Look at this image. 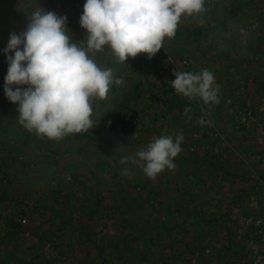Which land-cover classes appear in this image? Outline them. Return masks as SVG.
I'll return each instance as SVG.
<instances>
[{"label":"rangeland","instance_id":"374dc122","mask_svg":"<svg viewBox=\"0 0 264 264\" xmlns=\"http://www.w3.org/2000/svg\"><path fill=\"white\" fill-rule=\"evenodd\" d=\"M59 1L66 2L67 0ZM250 1L252 8L251 15L245 21L242 20V27L240 26V32H242L247 40L260 37L264 33V0ZM73 2L78 4V0H73ZM68 3L75 6L72 2ZM14 5L18 11L31 7V4L25 0H15ZM253 23L259 24V31L256 33L247 31V27ZM4 30L5 27L0 25V32ZM75 34H77V31ZM78 38L79 42H77ZM78 38H74L73 41L80 44V46H85L80 39L83 37L78 36ZM111 56L112 52L111 55H107V59L101 60V62L103 61L102 64H105L106 61L109 62L112 58ZM137 63L135 64L137 70L141 71V69L146 68V64L143 61H138ZM109 66L110 64H107V67L111 68L112 73H114L115 69L118 72L126 64L120 62L116 66ZM121 71L117 73L118 78L124 81V84L120 85L121 89L116 90L115 88L118 85L114 84L116 86L113 89L110 88L107 99L101 100L99 104L97 102L98 99H95L92 103L93 119L96 125L90 130H94L95 133L101 130L99 126L102 119L100 110L105 106L104 109H107L109 113H113L118 106L116 104L117 100L126 101L130 94L128 93L130 92L128 90L130 82L136 80V82L138 81L137 83L140 82V85L146 84V82L150 85L146 87L145 92H141L140 98L138 97L140 101L139 106L132 108V111L127 109L125 112L126 114L132 113L134 115L133 124L136 123V126L132 127L133 125H131L133 130H130L129 133L132 139L128 144L125 142V145H129L130 148L119 151L117 156L113 155L109 161H105L110 167L106 166L103 169L99 167L104 162L101 161L99 163L100 158H103L101 160H105L104 158L106 157L100 156L98 153L96 154V151L99 150L97 146L98 142L94 139L89 140L90 138H86V141L81 143L79 134L66 136L59 141L41 137V141L38 143L40 145L39 149L34 144H29L31 147L30 151L27 150V154L30 157L27 158L24 156L25 154L21 155L19 153V156L11 154V161H8V170L1 172L3 178L0 181V187L5 188L8 186L10 191H12V201H6V203L0 205V220L4 218L0 221V264H27L29 260H32L31 264H163V258L171 254L168 244L163 241H161L160 245L155 244L156 246L150 243L153 238V233L151 232L148 236V238L150 237L148 243L144 240L147 236L142 238L139 235L141 231L152 227V223L149 220H145L159 217L163 209L168 208L166 199L171 198V200L183 202L182 204L184 206L187 205L186 207H192L189 201L187 203L184 202L186 198L184 201H180L179 199L183 198L181 197V194H183L181 191L184 189L183 186L188 187L185 184L186 181H189L190 184V180L198 177L201 180L204 179L205 184L203 183L204 186L201 187L200 191L198 190L199 195L195 200L196 204L194 206L199 208L202 213L214 210L224 212L225 210L224 203L215 204L213 202L214 199L205 202L206 198H214V196L222 198L228 192L232 194H238L240 193L239 191L242 192V184L237 186H230L228 183L223 184V181L220 183L219 175L214 176L213 173L206 170L200 171V166H206L209 162L216 163L213 157H221V144L224 143L223 139H225L223 126L225 125V130L228 131L233 127L232 123L224 122L223 124L222 121H211L209 119L211 113H205V109H208L205 108L206 105H201L198 102L194 104L191 100L187 104L186 100V104L182 105V111L180 108L172 107V110L175 109L173 115L179 117L178 124L180 125L176 126L173 115L165 112L168 110L171 100L184 101L187 98L165 95L166 91L171 90L172 87L169 83L171 80L167 74V68L157 78L144 76L140 73L130 75L126 69ZM5 72L2 77H5ZM1 94L2 90H0V96ZM1 101L4 105L2 109L0 108V116L3 115L8 119L14 118L12 115L18 114L16 110L17 105L10 103L6 99H1ZM103 101L104 103H102ZM260 104L262 105L260 106L262 109L258 106L240 107L237 105L233 108H227V111L235 121L234 124L237 127L242 130L245 128L253 130L260 125L259 114L264 113V101ZM186 108L190 109L187 114H185ZM244 108L252 110L257 121L248 126H239L236 118L238 113ZM190 116L196 118L197 123L183 122ZM200 118L210 121L211 124L205 123L201 125L198 123ZM114 120H111V122ZM117 120L115 124L109 121L107 126L119 129V125H122L126 118L123 117ZM12 126L14 129H18V125ZM202 126H205L207 131L203 130ZM26 132L28 131L25 129ZM118 132H123V130L120 128ZM146 133L149 136V141L146 140ZM180 133L184 137L181 143L182 151L174 158V162H178L179 160V162L183 163L180 169H178V166L173 168L174 171L165 169L153 180L146 177L139 164L133 165L129 163L121 165L120 160L122 157L134 156L138 150L146 149L154 137L171 135L175 138ZM199 133H203V136L207 134L206 139L209 144L207 145L206 143L203 146L205 150L200 149V145L195 143V140L200 139ZM120 137L124 139L123 135H120ZM210 143L213 144L215 149L208 154L207 148H210ZM9 144L10 141H6L7 147L4 148L5 150L10 149L9 146L11 145ZM88 149L92 151L91 155H86ZM52 151H55V153L53 154ZM128 151H133L134 153L128 154ZM228 161L229 159L226 158L225 162ZM25 164H27L28 168H34L33 171L26 172L24 170ZM196 167L199 168L197 173H191L190 170L192 168L196 170ZM125 169L129 171V175L123 174ZM172 172H174L173 175H170ZM27 174H29L30 179L27 177ZM178 176H182L181 180L178 179L180 182H172L171 179ZM20 193L27 196L24 202L19 200ZM125 198H128V201ZM141 199L143 200L142 202L139 201ZM125 201L128 203H125ZM40 205H43L45 208H41ZM141 209H144V212ZM157 212L158 216L155 215ZM142 213H146L147 215ZM262 213L258 217L264 220V212ZM204 214L202 215L203 218L206 215ZM246 217L252 216L247 215ZM10 219L19 223L21 228L39 229V232H43V236L36 239L34 235L24 238L20 235L12 236L4 234L5 224L6 228H8V221ZM235 221L238 222V228L235 230L238 239L241 240V237L245 233L248 234V232L258 239L249 243L246 241L248 243L246 246L248 255L246 254L241 259L242 262L247 261L253 264L254 259L262 254L264 238L258 234L257 229L254 227L249 229L243 221L240 222L239 219ZM199 223L200 227L201 224L203 226L202 222L199 221ZM186 224L189 227L188 231H192V227L187 222ZM78 225L82 228L76 227ZM226 229H220L215 234H210L211 237L208 245H213V247L218 248L222 252H224V248H228V244L231 247V243L234 242L233 235ZM124 238H130L131 241L123 242ZM181 238L184 247L180 249L181 253L178 256H181L182 260L186 261L192 258V248L186 245L189 242L190 244L193 243H191V238L188 236ZM116 241L119 242L116 243ZM24 242L25 246L23 245ZM27 243H32L33 248L30 252L24 248ZM18 244L20 245L18 246ZM15 245L16 247L14 248ZM175 245L177 244L175 243ZM30 255L33 257L28 259ZM224 255L222 260L216 259V255H213L212 262L220 261L221 264H235L234 258H232L229 251H226ZM204 256L203 258H209L210 253ZM24 259L27 260L24 261ZM216 262L213 263L215 264Z\"/></svg>","mask_w":264,"mask_h":264},{"label":"crops","instance_id":"0c3cea01","mask_svg":"<svg viewBox=\"0 0 264 264\" xmlns=\"http://www.w3.org/2000/svg\"><path fill=\"white\" fill-rule=\"evenodd\" d=\"M81 1L82 4L85 3L84 0ZM205 8L206 11L198 17L182 18L181 22L178 25L176 35L171 39L165 38L163 48H161L151 59H148L146 54H138L134 58L130 57L126 59L124 62L126 66L121 67V70L126 69L128 71V74L130 75L140 73L144 76L157 78V76L163 73V70L165 68H168L172 64H178L182 58L188 56L193 61V66L191 68L192 73H198L202 70V68L203 70L207 69L213 73L215 78V86H218L219 89V103L214 105H206L205 108L208 109H205V113H211L210 118L207 115L206 116L211 121H222L223 124L224 122L229 124L232 123L233 127L230 128L229 125L230 129L227 131L225 130L226 126H223V134L225 135V139H223L224 143L221 144V157H213L216 160V163L209 162L206 166H200V171L206 170L213 173L214 176L219 175L220 183L223 181V184L228 183V185L230 186H237L242 184V192L239 191L240 193L238 194H232L228 192L222 198L220 196H214V198H206L205 202L207 200L210 201L211 199H214L213 202L215 204L224 203L225 210L224 212H218L216 210L211 212H203L206 214H204V219H206L208 222L206 225L208 227H205V230L206 233H209L210 238L213 233L215 234L217 231H220V229L224 230L225 228H227L226 230L233 235L234 242L231 243V247L230 244H228V248L223 249L224 252H222V258H224V254H226V251H229V253L232 255V258H234L233 260L235 261V264H250V262L247 261L242 262L241 259L244 258L246 254L248 255V249L246 247L248 243L250 241L254 242V240L257 241L258 239L256 236L253 237L252 234H249V232L248 234L245 233L244 236L241 237V240L238 239V235L235 231L238 228V222H236L235 220L239 219L240 222H242L241 218H245L247 215L258 217L259 214H263L262 212H264V113L262 112V114H259V127L254 128L255 130H252L250 128H245L242 130L234 124L235 121L231 118V115L227 111V108H233L237 105H239L240 107L262 106L260 103L264 101V33L260 37L253 38L252 40H247L242 32H240V26L242 27V22L245 21L246 18H249V16L251 15L252 8L250 0H205ZM71 35L74 36L73 38L77 39L79 36V31H77V34H75V31L73 32L72 30ZM80 39L85 45V41L87 39V37L85 36V30L83 31V38ZM77 42H79V38L77 39ZM108 54L111 55V52L107 48H105V51L95 54V61H99L98 65L100 67L108 68L107 64H110L109 67H112V65L116 66L118 63H120L118 58L112 54L111 60L109 62L106 61L105 64H102L103 61L101 62V60L107 59ZM138 61H143L144 64H146V68L141 69V71L137 70L135 64H138ZM121 70H118V72H122ZM118 72L115 69V72L113 73L114 81L118 78ZM137 82L136 80L130 82V85L128 86V90L130 91L128 93L130 94L128 95L127 100H117L116 104L118 106L117 109L113 111V113H109L107 109H104L105 106L102 110H100L102 119L101 125H99L101 128L99 132L95 133L94 130L92 131L89 129L87 133L79 134L81 143L85 142L86 138H90L89 140L94 139L98 142L97 146L99 150L96 151V154L98 153L100 154V156L106 157L104 158L105 160H101L103 158H100L99 160V163H101V161H104L99 165L101 169L108 166L105 161H109L113 155L117 156L119 151H124L127 148H130L129 145H125V142L128 144V142L132 139L129 131L133 130L132 127H135L136 123L133 124L134 115L132 113L126 114L125 112L127 111V109H130L132 111V108L139 106L140 101L138 97L142 95L141 92H145L146 87L150 85L147 82L146 84L141 85L140 82ZM114 84L115 82H113V84L110 86L111 89L116 86ZM117 88L115 89L119 90L120 85H118ZM186 100L187 104H189L188 101L190 100L188 98L184 101H180L181 109L182 105L186 104ZM100 101V99L97 100L98 104ZM191 102L194 104H196L197 102L201 105L203 104L202 101H200L198 98L192 99ZM102 103H104V101ZM260 109H262V107H260ZM171 111L173 112L175 111V109L172 110V107L168 106V110L165 113L168 112L169 115H173L175 112L172 113ZM118 117L126 118L125 121L123 120V124L119 125V129L112 128V126H107L108 122H111V120L114 119L115 120L111 123L115 124V121H118L117 119H120ZM192 117L193 116H190V118L188 117V119H186L187 121L185 120L183 122H190L191 124L197 123L196 118ZM4 118L6 120L0 119V123H2V126H5L6 121L14 120V118H9V120H7V117ZM156 118L158 119V117ZM178 118L179 117H175V115H173V120L175 121L176 126L180 125L178 124ZM131 125L133 126L131 127ZM194 125L196 126V124ZM21 126L22 125L18 124V129H14L13 126L10 125L8 136L7 131L3 133L5 136V138L3 139L4 141H0V163H2L0 164V181L3 178V174L1 175V172H3L4 170H8V161H11V154H16L11 153V146H9V150L4 149L7 147L6 141H9V136L11 134L12 136H14L15 134V138H17L18 135L23 134V139L19 147V153L21 155L25 154L24 156H26V158L30 157L29 154H27V150L30 151L31 147L29 144L32 143L36 147L41 141V136L36 135L34 132L30 133L29 131L25 133V129H23L22 131ZM120 128L121 130H123V132H118L120 131ZM203 130L207 131V128L204 126ZM27 133L29 134L26 135ZM199 134L200 139L195 140V143L197 145H200V149H203V146H205L206 143L207 145L209 144L207 142L208 140L206 139L207 134H205V136H203V133ZM120 135H123L124 139H121ZM69 136L70 135H68L67 137ZM145 136L146 140H148L149 136L147 133L145 134ZM212 147L214 146L212 143H210V148H207L208 154H210L211 151L215 149V147ZM52 152L53 154L55 153V151ZM91 152L92 151L88 149L86 155H91ZM133 153V151H128V154ZM15 156H17V154ZM226 158L229 159L228 162H225ZM173 163L175 166H178V169L183 166V163L179 162V160L178 162H174L173 160ZM193 168L190 170V172L197 173V170L199 168L196 167V170ZM33 169L28 168L27 164L24 165V170L26 172H32ZM171 170L174 171L173 169ZM173 173L174 172H172L170 175H173ZM27 177L30 179L29 174H27ZM181 178L182 176H178L177 178L171 180L172 182H178L179 180H181ZM190 181L191 185L189 184V181H186L185 184L188 185V187L183 186L184 189L183 191H181L183 193L181 194V197L183 198H180L179 200L184 201V199L186 198L184 202L187 203V201H189L192 204L191 208L197 210L200 213V215L196 214V216H193V218L197 220L200 217L203 218V213L201 210H199V208L194 206L196 204L195 200L199 195L198 190L200 191L201 187L204 186L205 181L204 179L201 180L199 177L196 179L193 178ZM11 198L12 191H10V188H8V186H6L5 188L0 187V205L6 203V201H10ZM26 198L27 196L25 194L20 193L19 200H22L24 202ZM166 200V204L168 203V208H164L161 213L166 218H168L169 220L182 218V220L184 221L186 217H189L188 212L182 211L180 209V206L187 208V205L184 206L182 204L183 202H179L173 199L171 200V198H168ZM38 203L40 204V202ZM177 203H179L178 206ZM40 207L45 208L43 205H40ZM188 208L190 207L188 206ZM156 214H158V212ZM179 222L181 223V221ZM181 225L182 230L177 231L178 235L182 234V232H184L186 229L188 230L189 228L186 222H184V225ZM189 225L191 226V224ZM202 228L203 226L201 224V229ZM248 228L251 229L253 228V226H248ZM191 229H193V227ZM39 231V229L20 228V231L16 233L13 232L9 225L8 228H6L5 224L4 234H9L12 236L20 235L24 238L26 236L29 237L30 235H34L36 239H38L40 238V236H43V232ZM246 241H248V243H246ZM175 243L178 246L175 245ZM167 244L171 254H169L168 257L163 258V260L172 257L171 260L168 261L169 264H182L189 261H184L182 260L181 256H178L180 249L184 247V243L182 244V238H178L177 240H173L171 244ZM19 245L20 244H18V246ZM23 245L25 246V242L23 243ZM186 246L191 248L189 245ZM15 247L16 245L14 246V248ZM206 247L207 248L205 251L210 252V257L203 258L202 255L201 258H198L195 262L191 260L193 264H214L213 262L216 261L212 262L213 255H216V259L222 260V258H218V254L221 250L213 247V245L209 246L207 244ZM24 248L26 249V251L30 252V250L33 248L32 243H27L26 247ZM174 250H176V252H173ZM214 251L216 252L214 253ZM32 257L33 256L30 255L28 259ZM26 260L27 259H24V261ZM165 262L166 260L163 263ZM31 263L32 260L27 261V264ZM215 264H221V262L219 261Z\"/></svg>","mask_w":264,"mask_h":264},{"label":"clouds","instance_id":"9594fccd","mask_svg":"<svg viewBox=\"0 0 264 264\" xmlns=\"http://www.w3.org/2000/svg\"><path fill=\"white\" fill-rule=\"evenodd\" d=\"M206 11L205 0H85L79 25L85 46L73 42L66 16L37 6L26 28L10 33L3 52L8 65L4 94L17 105L18 122L27 131L59 141L84 134L96 125L92 103L107 99L113 80L111 68H102L95 54L111 50L122 63L138 54L151 59L165 38L176 35L184 17ZM11 53V54H10ZM169 82L175 93L199 99L204 105L219 103L218 86L211 71L175 72ZM190 109H185L187 114ZM190 118V117H189ZM201 125L210 121L200 118ZM183 134L154 137L146 149L121 158V165L139 164L146 177L156 179L182 151ZM124 175H129L125 169Z\"/></svg>","mask_w":264,"mask_h":264},{"label":"trees","instance_id":"16d2710c","mask_svg":"<svg viewBox=\"0 0 264 264\" xmlns=\"http://www.w3.org/2000/svg\"><path fill=\"white\" fill-rule=\"evenodd\" d=\"M14 1L15 0H0V23H2L0 25L5 27V30L0 32V50H2L6 46V43L8 41L10 33L19 34L20 32H22L26 28V25L28 23V19L30 18L32 12L36 10L37 6L44 8L46 11H52V12L56 13L57 15L66 16V18H67L66 19V25L69 29L70 34L72 33V30H73V32L79 31V36L83 37L84 29H82L79 25V17L82 14L81 9L83 8L82 2L79 4V2L81 0H78V4L73 2V0L72 1L67 0L68 2L74 3L75 6L73 4L68 3L67 1L66 2H62V1L60 2L59 0H25L26 2L31 4V7H28L27 9H24L22 11H18L16 9V7L14 5ZM75 7H76V9H75ZM71 8H72V10H71ZM73 9H74V11H73ZM73 37L74 36H72V38ZM96 63L99 64V61L96 60ZM0 66H1V68H0V90H2V94L0 96V108L2 109L4 103H2L1 99L7 100V98L5 97L4 91H3L5 81H4V77H2V75L4 74L5 71L7 72V67H8V65L6 63L5 55L3 54L2 51H0ZM166 93H165V95L169 96L171 93V90L166 91ZM169 105L173 108L176 107V108L181 109L180 101H177V99L171 100ZM7 109H8V106H7ZM12 116H14V120L6 121L5 126H2V123H0V141L1 142H3L4 141L3 139L5 138V136L3 134L4 132L7 131V136H8L10 125H15V124L18 125L19 124L18 114H14ZM0 119L6 120L3 115L0 116ZM7 120H9V119L7 118ZM21 130L23 131V126H21ZM22 136H23V134L18 135L17 138H15V134H14V136H12V134L9 136V138H10L9 139V141H10L9 145H11V149H12L11 153H16L17 156H19V147H20L22 139H23ZM37 148L39 149L40 145H38ZM125 199L128 201V198H125ZM127 201H125V203H128ZM139 201L142 202L143 200L141 199ZM178 205H179V203H177V206ZM180 209L182 211L188 212L189 217H186L184 221L182 220V218L181 219L176 218V220H169L168 218H166L164 215H162L160 213L159 217L150 218V219L145 220V221L149 220V222L152 223L151 224L152 227L151 228L148 227L147 230L141 231L139 237L144 238L147 236L146 238H144V240H145V242L148 243V239H150V237L148 238V236H149V233L151 232V233H153L152 234L153 238L151 239L150 243H152L153 245H155V244L160 245L162 243L161 241L171 244L173 240H177L178 238H181V236L182 237L188 236L191 238V240H190V241H192L191 243H193V244H190V242H189V244H188L193 250L191 253L192 258L189 259V261L184 262L182 264H193L191 262V260H193L195 262L198 258H201L202 255L203 256L209 255V253H210V252L205 251L206 246L210 240L209 233L208 232L206 233V230H205V227H206L208 222L206 219H204L202 217H200L197 220L194 219L193 216L194 215L196 216V214L200 215V213L191 207L190 208H188V207L184 208L183 206H180ZM141 211L144 212V209H141ZM142 214L145 215L146 213H142ZM141 215H140V217H141ZM155 215L158 216V214H155ZM186 215H187V213H186ZM140 217H139V219L141 220ZM179 221H181V223ZM199 221L203 223L202 229H201V227H199V224H200ZM184 222L191 224L193 229H192V231H188L186 229L184 232H182V234L178 235L177 231L182 230L181 224L184 225ZM8 225L11 227L13 232L18 233L20 231V228H21L20 224L17 222H14V220L10 219L8 221ZM76 227L79 228L81 226L78 225ZM122 241L123 242H130L131 239L130 238L129 239L124 238ZM117 242H119V241H116V243ZM173 252H176V250H174ZM180 253L181 252H179V254ZM218 255H219L218 258L221 259L223 257L222 251H220ZM171 258L172 257L165 259L166 262L163 264H169L168 261L171 260ZM165 260H163V262Z\"/></svg>","mask_w":264,"mask_h":264},{"label":"built area","instance_id":"2783aa9c","mask_svg":"<svg viewBox=\"0 0 264 264\" xmlns=\"http://www.w3.org/2000/svg\"><path fill=\"white\" fill-rule=\"evenodd\" d=\"M259 24L253 23L252 25L247 27V31L250 33H256L259 31ZM193 66V61L190 57L185 56L180 60L178 64H172L167 68V74L169 75V79L174 80V71L175 72H191V68ZM170 97H181L175 93L174 89L171 87ZM239 126H248L249 124L256 122L255 114L249 108H244L241 112L238 113L236 118ZM243 223L246 226H253L257 229V232L260 236L264 238V220L260 217H245L242 219ZM253 264H264V249L262 250V254L257 256Z\"/></svg>","mask_w":264,"mask_h":264}]
</instances>
